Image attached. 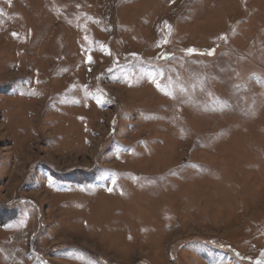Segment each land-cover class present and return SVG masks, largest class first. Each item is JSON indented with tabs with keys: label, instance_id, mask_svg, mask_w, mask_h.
<instances>
[{
	"label": "rangeland",
	"instance_id": "rangeland-1",
	"mask_svg": "<svg viewBox=\"0 0 264 264\" xmlns=\"http://www.w3.org/2000/svg\"><path fill=\"white\" fill-rule=\"evenodd\" d=\"M258 262L264 0H0V264Z\"/></svg>",
	"mask_w": 264,
	"mask_h": 264
},
{
	"label": "snow or ice",
	"instance_id": "snow-or-ice-1",
	"mask_svg": "<svg viewBox=\"0 0 264 264\" xmlns=\"http://www.w3.org/2000/svg\"><path fill=\"white\" fill-rule=\"evenodd\" d=\"M169 27V31H170V26H168ZM189 53H191V52H193V51H195L194 49H188L187 50ZM158 87H159V84L157 85ZM113 183H115V180H113ZM110 191H111V189H109ZM258 264H259V262H258Z\"/></svg>",
	"mask_w": 264,
	"mask_h": 264
}]
</instances>
